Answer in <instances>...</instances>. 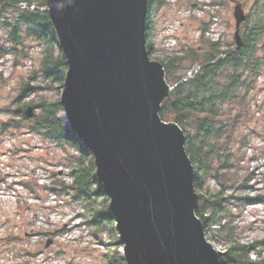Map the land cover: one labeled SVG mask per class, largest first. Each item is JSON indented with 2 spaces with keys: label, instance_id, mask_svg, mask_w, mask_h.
Returning <instances> with one entry per match:
<instances>
[{
  "label": "water",
  "instance_id": "1",
  "mask_svg": "<svg viewBox=\"0 0 264 264\" xmlns=\"http://www.w3.org/2000/svg\"><path fill=\"white\" fill-rule=\"evenodd\" d=\"M233 1L240 47L247 16ZM46 5L67 57L65 119L94 155L126 264H222L196 214L185 133L160 116L173 88L148 51V0ZM34 115L29 107L26 116Z\"/></svg>",
  "mask_w": 264,
  "mask_h": 264
},
{
  "label": "trees",
  "instance_id": "2",
  "mask_svg": "<svg viewBox=\"0 0 264 264\" xmlns=\"http://www.w3.org/2000/svg\"><path fill=\"white\" fill-rule=\"evenodd\" d=\"M167 3V0H148L147 47L153 61H159L154 57L156 49L151 42L155 24L153 13ZM46 9V0H0V29L7 37L0 47V56L13 55L14 64L18 66L29 58L31 44L41 47L42 51L39 66L31 71L17 102L32 95L37 99L21 105L19 110L0 109V113L12 115L7 122H2L0 134L14 136L27 129L63 150L65 156L57 161L70 170V183L61 178L59 172L53 171L54 181L50 188H42L35 180L22 184L37 198H42L41 191L48 190L63 199L64 204L80 209V224L93 229L92 234L96 237L107 232L122 247L110 201L96 174L93 153L71 124L61 117L65 113L61 100H49L39 95L41 91L57 90V85L64 86L68 72L67 57ZM209 29V23L201 27L199 48L189 46L180 55L170 57L168 62L160 61L166 70L167 82L173 88L163 102L160 116L167 123H177L185 133L186 150L194 165V185L199 196L196 214L202 220L206 234L212 232L218 239L225 233V241L230 242L220 257L221 263L264 264V260L250 258V252L260 242L239 245L234 241L235 228H228L232 200L237 198L243 205L261 198L229 196L227 192L231 189H246L250 175L238 183L231 181L226 173L241 166L244 158L241 150L248 145L247 135L236 139L240 144L236 151L232 144L236 141L238 128L251 120L250 96L264 70V0L256 1L254 12L242 24L240 47L234 41L207 39ZM196 67L200 69L189 77L188 72ZM29 107L38 110L33 118L26 116ZM222 171L225 172L224 179ZM210 181L217 184L218 191L210 189ZM67 230L56 229L46 234L54 236ZM17 239L19 237L9 234L4 240ZM104 259L106 264H126L118 251L108 252Z\"/></svg>",
  "mask_w": 264,
  "mask_h": 264
},
{
  "label": "rangeland",
  "instance_id": "3",
  "mask_svg": "<svg viewBox=\"0 0 264 264\" xmlns=\"http://www.w3.org/2000/svg\"><path fill=\"white\" fill-rule=\"evenodd\" d=\"M167 1V5L155 9L153 13L155 24L151 30V42L156 49L154 57L159 60L158 62H168L170 57L174 54L180 55L189 46L199 48L202 37L200 29L204 23L210 24V29L206 32L207 39L236 43L237 28L233 0ZM239 1L246 16L251 15L254 11L252 10L254 0ZM6 38L5 32L0 29V47ZM29 55V58L22 60V64L18 66L14 64L13 55L0 56V109L19 110L21 105L37 99V96L32 95L17 102L31 71L39 66L42 57L41 47L31 44ZM57 87L58 89L54 91H41L39 95L49 100H61L63 86ZM250 110L251 120L238 128L235 140L247 135L248 144L251 143L250 145L258 148L261 139H264V70L250 96ZM37 112L38 110H35V113ZM11 116L6 112L0 113V126ZM61 117L65 119L64 114ZM236 141L232 144L235 151L240 148L238 140ZM247 146L241 150L243 157L248 156ZM263 150L264 145L260 147L258 150L260 153L256 154V157L264 156ZM6 153L9 154L7 160L3 158V154ZM63 156L65 152L58 146L27 129L14 136L7 134L3 137L0 134V162L6 163V167L0 166V175L6 176L8 173L12 181H19L27 176L31 181L48 185L50 182L46 176L49 178V172L60 171V177L71 182L68 178L69 169L57 161ZM42 164L46 171L41 168ZM226 173L231 181L236 180L240 183L249 175L248 162ZM221 175L224 179L225 172L222 171ZM209 187L212 191L219 190L214 181L209 182ZM1 188L4 193L0 190V239H3L0 240V264H106L104 255L110 251H118L122 257L124 256L121 246L117 245L107 232L99 233L96 237L92 234L93 229L80 224L82 220L77 216L79 209L64 204L62 200L51 197L46 192L41 191L44 199L40 201L20 185H16L13 190L9 189L8 185V194H5L4 185ZM227 194L244 197L243 191L238 189H231ZM20 201L25 204H20ZM230 209L232 217L228 228H235L236 243L248 246L253 241H261L264 238V220L259 216L263 214L261 211L249 215L246 204L242 205L237 198L232 200ZM62 228L68 230L54 236L46 234L48 231ZM9 234H14L19 239L5 241L4 238ZM225 236L223 233L221 238L217 239L212 232L207 235L220 256L228 249L230 243L225 241ZM49 241H52L50 246ZM250 258L264 260V247L252 251Z\"/></svg>",
  "mask_w": 264,
  "mask_h": 264
},
{
  "label": "built area",
  "instance_id": "4",
  "mask_svg": "<svg viewBox=\"0 0 264 264\" xmlns=\"http://www.w3.org/2000/svg\"><path fill=\"white\" fill-rule=\"evenodd\" d=\"M23 6L25 7V5H23ZM199 69H200V67H196L195 69L191 70L189 72L188 76L192 77L193 73H196ZM259 113H260V111H259ZM250 144H248V146H247L248 147V156L247 157L245 156L244 160L241 162V164L242 163L245 164V163L248 162L249 175H250V180L248 182L247 188L243 190V195H244V197H248V198H251V199L261 198L260 201H258V202L247 203L246 204V208H248L247 209V213L249 215L251 213H253V212L258 213V211H261L263 214L259 215V216L261 217V219L264 220V156L256 157V154L258 155L260 153V151H258V150L260 149V147L262 145H264V139H261V143L259 144L258 148H255V147H253V144L252 145H250ZM3 158L7 160L9 158V154H7V153L3 154ZM0 166L2 168L6 167V163H4V162L1 163L0 162ZM242 166H244V165H242ZM41 168H43V167H41ZM44 170L46 171V169H44ZM48 172H49V170H48ZM69 172H70V170L68 171V178H70V180L72 181V178L70 177ZM49 175H50L49 178H48V175L46 176V178L49 179L50 183L48 185H43V184H40V182H39L38 183L39 186H41L42 188H45V187L50 188V187H52L54 179H53L52 174L50 172H49ZM23 181H31V180H30V178L25 176V177H23V179H19V181H12V179H11V177H9L8 173H7L6 176L0 175V190H1V193H4V190H2V188H1L2 185H4L6 187L5 194H8L7 193V186L8 185H9V189H11V190H13L16 185H20L22 188H24L26 191H28L25 188V186L22 184ZM67 183H70V182H67ZM45 192L48 193L51 197H56L57 199L62 200L63 203H64V200L58 198L55 194L49 192L48 190L45 191ZM30 194L34 198H36L37 200L42 201L44 199L43 197L42 198H37L32 193H30ZM20 204H25V203H22V201H20ZM262 204H263V206H262ZM81 212L82 211L80 210L79 213H81ZM79 213L77 214V216L79 215ZM255 220L259 221L258 219H255ZM0 240H3V239H0ZM254 243H255V241H253L250 245H252ZM250 245H248V246H250ZM121 248L123 249V247H121ZM257 249L259 250L260 248H257ZM257 249H255V250H257ZM255 250H252V251H255ZM226 251H227V249L225 250V252ZM123 254H124V249H123ZM254 261H258V260H254Z\"/></svg>",
  "mask_w": 264,
  "mask_h": 264
},
{
  "label": "flooded vegetation",
  "instance_id": "5",
  "mask_svg": "<svg viewBox=\"0 0 264 264\" xmlns=\"http://www.w3.org/2000/svg\"><path fill=\"white\" fill-rule=\"evenodd\" d=\"M256 1H257V0H254V2H253V9H252V10H255ZM253 12H254V11H253ZM253 12H252V13H253ZM257 242H260V244H259V246H258L259 248H260V247H264V238H263L261 241H255V243H257Z\"/></svg>",
  "mask_w": 264,
  "mask_h": 264
}]
</instances>
